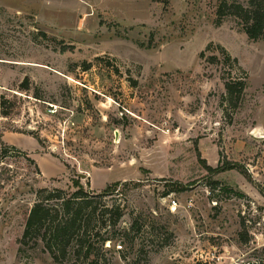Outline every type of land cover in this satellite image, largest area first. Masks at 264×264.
Segmentation results:
<instances>
[{"label": "rangeland", "instance_id": "rangeland-1", "mask_svg": "<svg viewBox=\"0 0 264 264\" xmlns=\"http://www.w3.org/2000/svg\"><path fill=\"white\" fill-rule=\"evenodd\" d=\"M218 5L0 0V103L13 106L0 126L16 149L0 162V264H55L42 246L19 254L18 241L35 192L72 193L74 179L110 187L100 208L124 213L105 245L111 264H264V39L235 17L217 27ZM236 74L247 88L234 112L224 78ZM226 161L254 183L211 170Z\"/></svg>", "mask_w": 264, "mask_h": 264}, {"label": "trees", "instance_id": "trees-1", "mask_svg": "<svg viewBox=\"0 0 264 264\" xmlns=\"http://www.w3.org/2000/svg\"><path fill=\"white\" fill-rule=\"evenodd\" d=\"M227 17L238 19L241 30L250 40L264 39V0H248L247 6L234 0H219L215 25L221 26ZM219 50L223 63L230 64L242 72L236 58H233L224 47L219 46ZM203 56L202 52L200 57ZM219 61L218 57L211 56L209 62L215 64ZM90 66L84 70H89ZM224 87L226 103L235 112L244 99L246 78L239 74L224 78ZM28 89L29 87H26V90ZM36 98L40 99L39 96ZM8 103L6 97L2 96L0 103L2 117L7 118L11 115L13 106H9ZM31 135L43 146V139L39 135L34 133ZM11 150L16 149L4 144L0 126V162L10 156ZM18 152L26 156L29 162L36 166L38 173H41L34 159L23 151ZM64 165L70 169L69 165L66 163ZM211 170L215 173L237 170L249 182L254 183L252 175L239 163L226 161ZM74 182L75 191L72 193L60 188H42L35 192L34 204L28 213L22 237L18 241L19 254L24 253L26 247L33 249L42 246L55 264H111L106 257L105 245L118 237L119 224L124 213L120 206L107 209L105 207L103 210L100 208L99 199L110 194V187L100 193H93L86 191L79 181L74 179ZM256 186L264 196L263 185L256 183ZM136 228L141 229L134 222L130 232Z\"/></svg>", "mask_w": 264, "mask_h": 264}, {"label": "built area", "instance_id": "built-area-1", "mask_svg": "<svg viewBox=\"0 0 264 264\" xmlns=\"http://www.w3.org/2000/svg\"><path fill=\"white\" fill-rule=\"evenodd\" d=\"M173 206H176V202H173ZM120 249H122V246H119Z\"/></svg>", "mask_w": 264, "mask_h": 264}, {"label": "crops", "instance_id": "crops-1", "mask_svg": "<svg viewBox=\"0 0 264 264\" xmlns=\"http://www.w3.org/2000/svg\"><path fill=\"white\" fill-rule=\"evenodd\" d=\"M104 186H105V185H104ZM104 186H103V187H104ZM100 189H101V188H100ZM100 189H99V190H100Z\"/></svg>", "mask_w": 264, "mask_h": 264}, {"label": "water", "instance_id": "water-1", "mask_svg": "<svg viewBox=\"0 0 264 264\" xmlns=\"http://www.w3.org/2000/svg\"><path fill=\"white\" fill-rule=\"evenodd\" d=\"M82 177H84V176H82Z\"/></svg>", "mask_w": 264, "mask_h": 264}]
</instances>
